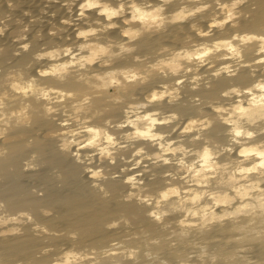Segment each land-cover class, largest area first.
<instances>
[{
	"label": "clouds",
	"instance_id": "9594fccd",
	"mask_svg": "<svg viewBox=\"0 0 264 264\" xmlns=\"http://www.w3.org/2000/svg\"><path fill=\"white\" fill-rule=\"evenodd\" d=\"M173 2L81 0L78 18L93 10L104 18L76 32L83 43L39 51L33 72L0 79V140L31 127L36 116L54 120L60 150L85 166L92 187L109 198L105 182L121 180V202L141 209L161 233L133 230L132 218H114L105 227H123L122 240L100 250L68 248L52 264H233L237 253L213 246L209 234L217 226L228 228L227 245L264 236V139H258L264 136V24L243 27L251 18L243 10L248 0H185L169 11ZM197 17L205 21L190 25L198 39L136 54L143 38ZM117 28L119 43L93 39ZM4 32L0 28V36ZM20 47L27 52L31 45ZM125 56L132 62L117 66ZM221 80L226 86L215 89ZM187 91L196 94L186 99ZM165 104H190L194 111H163ZM117 109L119 118L110 115ZM217 125L224 143L210 135ZM118 160L124 165L118 172L104 166ZM149 165L169 169L155 189L144 179H155ZM32 219L27 212L0 216V235L20 234L15 225Z\"/></svg>",
	"mask_w": 264,
	"mask_h": 264
},
{
	"label": "bare ground",
	"instance_id": "6f19581e",
	"mask_svg": "<svg viewBox=\"0 0 264 264\" xmlns=\"http://www.w3.org/2000/svg\"><path fill=\"white\" fill-rule=\"evenodd\" d=\"M182 2L185 0H174L168 10L178 8ZM80 3L81 0H0V28H5L0 36V79L11 71L33 72L40 66L34 59V54L39 51L66 46L75 49L83 43L77 40L76 32L89 26L98 27L96 21H103L104 18L97 16L95 10L85 18H78ZM111 3L115 4L117 0H111ZM243 10L251 13V18L242 22L243 27L256 29L264 24V0H248ZM64 20H70L71 24H64ZM193 22L198 26L205 24L197 17L183 25L170 26L158 36L139 41L136 54L154 55L164 45L176 47L186 44L188 36L198 39L190 28ZM23 36L27 39H19ZM93 39L102 43H119L123 39L121 28L99 33ZM24 43L31 45L27 52L20 47ZM131 62L132 57L125 56L116 63L123 66ZM226 84L227 81L221 80L216 83L215 89ZM143 91L138 90L136 95H142ZM195 94L187 91L186 99ZM161 107L163 111L175 110L182 115H191L194 111L190 104L175 108L165 104ZM110 115L119 118V110H114ZM57 127L54 120L36 116L31 127L16 128L0 140V205H3L0 216L27 212L33 218L30 223L25 221L15 225L21 229L20 234L0 235V264H52L68 248L100 250L112 240H122L127 234L123 227L111 231L105 227L112 219L122 216L133 219V230L143 229L147 233L161 234L145 219L141 209L121 202L120 196L125 188L121 180L109 179L105 182L107 191L111 193L109 198H104L98 189L92 187L93 181L85 173V166L77 163L70 153L60 150ZM223 132V126L217 125L210 135L224 143L226 137ZM258 139H264V136ZM104 166L110 168L111 172H118L124 165L118 160L115 166H109L107 161ZM149 167L155 179L149 180L148 174L144 179L155 189L162 182L161 174L169 169ZM37 225L46 228L47 233ZM4 231L0 228V232ZM72 233H77V239H72ZM209 235L214 239V247L237 253L233 264H264V236L240 245H227L225 241L229 230L226 226H217ZM241 247L246 250L237 252ZM103 264L108 262L104 261Z\"/></svg>",
	"mask_w": 264,
	"mask_h": 264
}]
</instances>
